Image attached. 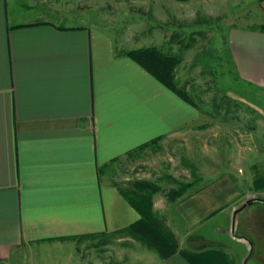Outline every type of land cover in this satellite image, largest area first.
Wrapping results in <instances>:
<instances>
[{
    "label": "crops",
    "instance_id": "0c3cea01",
    "mask_svg": "<svg viewBox=\"0 0 264 264\" xmlns=\"http://www.w3.org/2000/svg\"><path fill=\"white\" fill-rule=\"evenodd\" d=\"M189 1L207 4H201L202 16H217V0H113V7L134 17L132 25L183 26ZM255 8L264 15V0ZM186 14L194 19L200 11ZM114 16L86 22L78 12L53 11L35 0H0V264H27L90 236L136 240L119 230L138 213L101 166L154 138L180 137L198 123L193 101L182 100L125 55L153 46L182 56L176 29L120 34ZM263 31L251 28L250 35L262 42ZM245 33L220 32V44L238 72L239 64L250 67L248 74L254 68V76L242 78L263 84L264 56L246 60L251 42ZM234 50L246 52L239 64ZM174 78L179 85L176 73ZM235 193L223 176L159 210L152 194L151 210L164 218L178 249L198 251L211 247H198L196 226ZM65 257L68 264L69 251Z\"/></svg>",
    "mask_w": 264,
    "mask_h": 264
},
{
    "label": "rangeland",
    "instance_id": "374dc122",
    "mask_svg": "<svg viewBox=\"0 0 264 264\" xmlns=\"http://www.w3.org/2000/svg\"><path fill=\"white\" fill-rule=\"evenodd\" d=\"M256 2L217 0L212 6L217 16L204 17L201 4H207L189 1L184 3L187 7L183 11V26H143L130 24L135 21L134 17L128 18L125 9L114 8L113 0H35L38 6L53 11L78 12L82 18L86 17V22L115 15L121 22L116 26L120 34L132 32L137 36L149 29L155 34L159 29L161 33L166 29L173 33L176 29L175 40L182 41L185 49L191 48V51L184 49L182 56H176L179 61L174 73L199 111L197 125L185 130L180 137L158 139L125 155L117 163L104 167L103 176L121 189L128 188L134 180L152 182L158 187L152 193L158 210L168 202L165 193L169 188L192 182L185 194L227 176L235 186V196L220 211L196 226L200 234L194 240L200 248L225 249L228 264H264V204L250 203L232 216V210L246 198L264 199V83L242 78L255 73L253 68L248 74L250 67L239 64V55L245 56L246 52H233L239 64L238 72L234 58L219 41L220 32L235 37L244 31L251 42L246 60L264 56V31L260 32L262 42L259 35H250L251 28L256 31L259 25L264 26V15L255 11ZM197 8L200 14L194 19L192 15L185 17L187 10ZM181 28L183 31H178ZM156 219L160 229L168 230L164 218L156 216ZM62 246L56 248L60 252H46L27 264H66L68 251V264H187L176 253L160 258L152 249L121 234L85 237Z\"/></svg>",
    "mask_w": 264,
    "mask_h": 264
},
{
    "label": "trees",
    "instance_id": "16d2710c",
    "mask_svg": "<svg viewBox=\"0 0 264 264\" xmlns=\"http://www.w3.org/2000/svg\"><path fill=\"white\" fill-rule=\"evenodd\" d=\"M259 29L264 30V26L259 25ZM125 55L182 100L192 104V100L184 88L178 85L174 78V67L179 61L178 57L165 53L153 46L132 48L127 50ZM157 140L158 138H154L149 142L142 143L126 152L125 155H131L155 143ZM106 166L107 164H104L101 167L104 168ZM256 183L257 186L260 185L258 182ZM192 184V182L183 183L178 187L169 188L165 193L166 201L173 202L191 187ZM157 188L152 182L143 179L130 182L128 188H120L122 196L138 213V218L119 230V232L128 234L146 248L152 249L160 258H166L176 253L187 264H228L227 255L219 248H207L198 251L177 248L173 235L168 230L160 229L161 226L157 223L156 216L151 212L150 195Z\"/></svg>",
    "mask_w": 264,
    "mask_h": 264
},
{
    "label": "water",
    "instance_id": "95a60500",
    "mask_svg": "<svg viewBox=\"0 0 264 264\" xmlns=\"http://www.w3.org/2000/svg\"><path fill=\"white\" fill-rule=\"evenodd\" d=\"M253 202H259V203H262L264 204V199L262 198H259V197H255V196H252V197H248L246 198L238 207L234 208L232 210V216L237 212L239 211L240 209H242L244 206L250 204V203H253Z\"/></svg>",
    "mask_w": 264,
    "mask_h": 264
}]
</instances>
